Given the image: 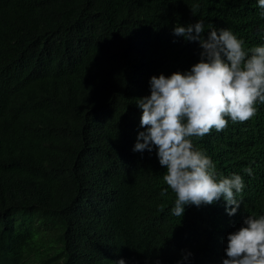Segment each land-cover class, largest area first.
<instances>
[{"label":"trees","instance_id":"16d2710c","mask_svg":"<svg viewBox=\"0 0 264 264\" xmlns=\"http://www.w3.org/2000/svg\"><path fill=\"white\" fill-rule=\"evenodd\" d=\"M260 12L258 0H0V264H178L187 252L184 264H222L227 235L264 215V104L193 138L218 178L242 177L236 215L221 199L180 218L155 150L132 151L135 99L199 61L174 25L211 23L249 49L264 45Z\"/></svg>","mask_w":264,"mask_h":264},{"label":"clouds","instance_id":"9594fccd","mask_svg":"<svg viewBox=\"0 0 264 264\" xmlns=\"http://www.w3.org/2000/svg\"><path fill=\"white\" fill-rule=\"evenodd\" d=\"M258 7L264 17V0H258ZM172 34L197 43L199 61L183 73L150 78V94L135 99L143 131L138 132L132 151L155 150L165 170L167 188L161 195L170 189L176 197L173 216L181 218L186 206L212 205L223 199L231 217L241 207L236 197L245 186L243 179L237 174L218 178L215 164L194 148L193 138H203L213 129L223 131L228 119L244 123L256 115L257 103L264 104V45L246 49L231 30L211 23L206 30L201 20L174 25ZM243 171L253 175L251 167ZM226 239L227 258L222 264H264V215L246 216ZM191 255L182 254L178 264ZM114 264H125V260Z\"/></svg>","mask_w":264,"mask_h":264}]
</instances>
